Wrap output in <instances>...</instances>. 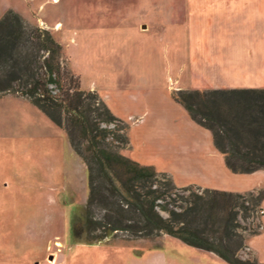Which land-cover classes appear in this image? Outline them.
<instances>
[{
  "label": "rangeland",
  "instance_id": "374dc122",
  "mask_svg": "<svg viewBox=\"0 0 264 264\" xmlns=\"http://www.w3.org/2000/svg\"><path fill=\"white\" fill-rule=\"evenodd\" d=\"M8 10L53 34L81 88L129 126L120 153L166 174L173 199L187 196L183 188L264 190V171L229 172L210 133L172 98L264 88V0H0V19ZM88 195L65 131L27 99L0 97V264H228L163 234L75 241L72 221ZM260 222L240 219L248 247L238 256L264 264Z\"/></svg>",
  "mask_w": 264,
  "mask_h": 264
},
{
  "label": "trees",
  "instance_id": "16d2710c",
  "mask_svg": "<svg viewBox=\"0 0 264 264\" xmlns=\"http://www.w3.org/2000/svg\"><path fill=\"white\" fill-rule=\"evenodd\" d=\"M6 95L27 99L62 128L87 168L89 195L72 221L75 241H136L163 234L228 264H259L238 256L248 247L240 219L252 216L262 227L264 190L196 194L183 188L187 196L173 199L175 187L166 174L120 153L129 142V126L97 92L81 88L53 34L12 10L0 19V97ZM172 98L211 134L228 171L264 170V88L180 90Z\"/></svg>",
  "mask_w": 264,
  "mask_h": 264
},
{
  "label": "crops",
  "instance_id": "0c3cea01",
  "mask_svg": "<svg viewBox=\"0 0 264 264\" xmlns=\"http://www.w3.org/2000/svg\"><path fill=\"white\" fill-rule=\"evenodd\" d=\"M194 65H196V63L194 64ZM198 67H200L199 65H198ZM211 88H216V83H215V85H213ZM235 88H253V87H251V86H246V87H235ZM187 114V113H186ZM188 116V115H187ZM194 123V122H193ZM210 136H211V134H210ZM211 140H212V138H211ZM222 157V156H221ZM228 170V169H227ZM261 171H264V170H261ZM230 172V171H229ZM257 172H259V171H257Z\"/></svg>",
  "mask_w": 264,
  "mask_h": 264
}]
</instances>
